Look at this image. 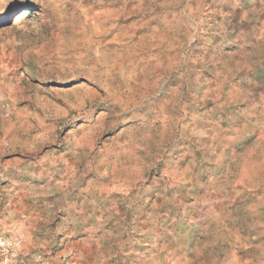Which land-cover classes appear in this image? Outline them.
Listing matches in <instances>:
<instances>
[{
  "label": "rangeland",
  "instance_id": "374dc122",
  "mask_svg": "<svg viewBox=\"0 0 264 264\" xmlns=\"http://www.w3.org/2000/svg\"><path fill=\"white\" fill-rule=\"evenodd\" d=\"M0 264H264V0H0Z\"/></svg>",
  "mask_w": 264,
  "mask_h": 264
}]
</instances>
